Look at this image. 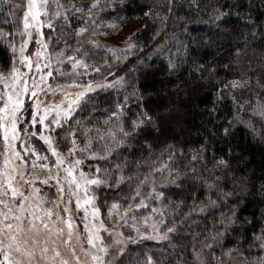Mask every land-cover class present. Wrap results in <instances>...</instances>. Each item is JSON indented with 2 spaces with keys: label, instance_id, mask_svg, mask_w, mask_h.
<instances>
[{
  "label": "trees",
  "instance_id": "obj_1",
  "mask_svg": "<svg viewBox=\"0 0 264 264\" xmlns=\"http://www.w3.org/2000/svg\"><path fill=\"white\" fill-rule=\"evenodd\" d=\"M74 5L80 10L72 7L73 24L79 17L81 25L95 31L89 40L100 47L86 42L81 48L77 43L81 38L69 27L49 35L81 54L89 50L83 58L87 64L114 60L100 38L106 25L135 23L131 36L135 46L124 52L126 63L117 71L124 79L122 88H93L71 118L61 121L69 134L75 133L69 146L80 155L77 175L82 172L102 181L94 199L96 209L102 215L118 204L132 213L138 199L134 192L147 175L164 167L176 179L160 190L159 201L168 215L162 228L167 234L160 231L159 238L146 237L133 245L127 241L116 264H191L192 246L203 241L211 242L206 253L210 264H230L232 252L247 264H264L260 246L264 243L260 239L264 236V0H116L112 10L99 12L94 25L85 23L88 10L83 6L88 3L81 0ZM11 33L7 6L0 0V72L4 73L12 65L6 45ZM99 81L89 75L67 88L77 91ZM40 88L32 99L43 104L48 98ZM138 105H146L156 123L117 145L120 129L127 131L141 110ZM57 175L52 178L57 183L68 179L64 172ZM209 201L215 203L212 210L203 216L191 214ZM160 216L162 212L155 216L157 223ZM51 220L36 223L45 229ZM65 244L68 247L61 243L52 247L60 259L70 252L71 246ZM81 261L90 264L87 257Z\"/></svg>",
  "mask_w": 264,
  "mask_h": 264
},
{
  "label": "rangeland",
  "instance_id": "obj_2",
  "mask_svg": "<svg viewBox=\"0 0 264 264\" xmlns=\"http://www.w3.org/2000/svg\"><path fill=\"white\" fill-rule=\"evenodd\" d=\"M65 1L68 2L63 4V0H47V4L41 9V15L37 19H33L32 13L28 14L30 26L25 28L24 18L25 13L28 11L29 0H4L12 28V33L6 38L7 48L12 56V65L14 63L15 67L19 69L22 79L29 81L30 88L31 82L35 80L39 83L40 77L43 75L45 84H42L45 85L44 89L48 99L43 104H40L43 101L41 99L33 100V96L30 93L23 97L25 102L24 112L20 117L19 127L30 129V132L28 134L19 133L20 138L11 147L5 145L2 132H0V201H2L0 203V241H2L0 243V264H5V253H10V259L20 261L21 264H64V262H67V264H87L81 261L82 256L90 259V264H99L97 260L93 259V256L102 258L104 264H116V260L127 241L133 245L139 239L146 237L150 240L157 239L155 236L159 238L158 234H162L160 231H163L165 235L167 234L162 228V223L168 215L165 207L159 201L162 196L157 198V194L160 193L161 189L172 186L175 183L176 179L174 175L171 176L172 173H170L168 168L157 169L152 174L147 175L142 180L143 182L137 186L140 195H136V188L134 195L138 199L134 204H139L143 201V206L136 207V210L130 213L122 206L112 204L106 209L104 214L100 215L99 211L95 213L93 211V209L97 208L94 199L97 196L98 184L85 186L80 181L81 187L76 194H73L69 189L71 177H68L65 169L70 168L72 166L70 162L78 160L80 155L75 154V152L69 153V150L68 154L64 152L67 148H70L69 144L71 143L70 134L65 126L52 125V130H50L45 126L36 124L40 132L45 136L51 137L52 146L64 158L65 162L57 168V156L52 154L48 144L38 136L31 135L36 130L31 126V123L25 122L26 118L31 119L29 112L31 111L30 106L33 104L39 106L41 113L45 106H66L68 97L65 93L74 96L84 90L83 87H79L77 91L67 87L82 77L92 75L96 80H100L99 84L105 85L103 88L107 89H120L124 83V79L120 76V71H117L122 69L126 63L128 56L121 50H126V42L135 30V23L132 20H122L115 22L114 25H106L108 30L100 38L106 41V45L114 57L112 63L101 65H93L91 63L88 64V68L77 67L73 69L71 61L67 57L75 55L77 48L67 46L65 40L56 37L54 34L49 35L57 28H62L64 24L63 16L56 17L55 14L57 11L63 13L65 9L69 10L68 18L70 24L63 27L71 28L73 33L77 32L80 27H86L80 24L82 20L79 17L75 18L76 24H73L75 21L73 22L70 16L74 3L81 0ZM83 2L89 5L92 0H83ZM105 3L106 0H101V5ZM104 9L109 11L113 7H105ZM81 13L79 12L78 15L82 17ZM49 20L53 24L52 29L48 27L47 22ZM87 28L92 32L90 27ZM87 37L88 39L91 38L90 33ZM52 38H54V41H51ZM13 46L16 48L15 54L12 51ZM22 47L24 48V54L31 57L33 65L39 61V71L35 66L31 69L26 66L27 62L23 61L20 55ZM112 50L116 51V55L120 57L119 59L113 55ZM96 67L100 68L99 72L93 70ZM48 72L52 73L50 77L46 75ZM5 74L7 75V73ZM8 84L11 85L10 79ZM96 84L98 83L92 82L93 88H96ZM9 91H11V88L0 82V97H3L0 98V107H3L4 98H6L5 94ZM84 97L81 98L80 102ZM76 107L74 106L72 113ZM54 115L55 112L51 113L45 124L51 121ZM58 129H60V132L56 133ZM27 149H34L38 156L33 155ZM13 150L19 153V156L14 155ZM42 165H47V167H42ZM77 168L78 166H76L74 171L79 180ZM63 172L68 179L60 183H57V179H52L57 177L58 173L61 174ZM49 176L51 178L48 179L47 184L41 183L44 178ZM12 188L18 191L16 197L11 195ZM85 188H87V195H85ZM36 189H39L38 193ZM21 192L27 197L26 200L24 196L19 195ZM77 199L80 201L79 207H77ZM85 200L88 203H85ZM21 202L25 209L23 212L18 208V204ZM113 205H116V207L114 208ZM214 206V201L200 204L193 209L191 214L203 216L212 210ZM9 209H11V212ZM32 211H36L35 215H33ZM47 211H51L53 214L48 216L46 214ZM159 212H162L163 216H160L161 218L157 223L155 216ZM5 216H7V219H5ZM14 216H20V219H13ZM37 216L40 217V220L42 218H51L52 227L41 228L36 223L38 220L36 219ZM69 219L72 224L71 233L65 222ZM8 223L12 224L11 229L6 228ZM102 223L103 227H101ZM105 229L108 230L105 231ZM90 234L93 235V242L96 247L87 243ZM97 235L101 239H95ZM12 236H15V244L11 240ZM58 237V244L61 243L65 247L67 246L66 242L71 246L70 252L67 253L68 258L66 256L65 259H60L52 252V247L57 246L55 239ZM17 245L20 251H16ZM102 245L106 249L104 252L99 251ZM210 246L211 242L209 241H203L192 246L191 264H210L206 256ZM84 261L86 260L84 259ZM229 262L230 264H247L235 252L229 254ZM147 264H150V261Z\"/></svg>",
  "mask_w": 264,
  "mask_h": 264
},
{
  "label": "snow or ice",
  "instance_id": "obj_3",
  "mask_svg": "<svg viewBox=\"0 0 264 264\" xmlns=\"http://www.w3.org/2000/svg\"><path fill=\"white\" fill-rule=\"evenodd\" d=\"M46 4H47V0H29L28 11L25 13V18H24L25 28H28L30 26L28 23V14L32 13L33 19H37L41 15V9L44 8ZM114 4H115V0H106V3L104 5H101V0H92L91 4L84 5L83 7L87 8L88 10V20L85 23L93 24V25L96 24V17L99 14V12L103 11L105 7H110V6L114 7ZM72 7L76 9L77 11L80 10V8L76 5H73ZM33 9H35V11H33ZM68 11H69L68 9H65L63 13L57 11L55 14L56 17L63 16L64 24L62 25V27L68 26L70 24V21L68 18ZM47 23H48V27L52 29L53 28L52 22L49 20ZM86 33H89V28L87 27H80L78 31L74 33L75 37L81 38L77 40V43L81 46V48H83L86 42H90L96 45L97 47H100L98 42L94 40L90 41L88 37L85 36ZM95 34L96 33L94 31L90 33V35H95ZM126 44H127L126 50H121V52H126L127 50H130L135 46L133 43H131V37L128 38V41L126 42ZM12 51L15 54L16 52L15 46L12 47ZM112 51H113V55L116 56L117 59H119L120 57L116 55V51L115 50H112ZM89 54H90L89 50H85L81 54L80 49H77L76 54L69 55L67 59L71 61V66L73 69H76L77 67L88 68L89 65L84 62L83 58L87 57ZM20 55H21L22 60L27 62L26 66L29 69L35 66L37 70L39 71V67H40L39 61H37L36 64L33 65L31 57L24 54L23 47L20 49ZM93 70L96 72H99L100 68L96 67ZM46 75L50 77L52 73L48 72ZM9 79L11 80V85L8 84ZM0 82L5 83L6 87L11 88V91L5 94L6 98H4L3 107H0V132H2L5 145L7 147H11L13 143L20 138L19 133L23 132L25 134H28L30 132V129L19 127L20 117L23 115V112H24L25 102H24L23 97L28 95L29 93L33 97H36L37 89L40 88V84L44 83V76L41 75L39 83L33 80L31 82V88H30L29 81L22 79L19 69H17L15 67V64L13 63L12 67L8 70L7 75L4 72H0ZM104 86L105 85L103 84H99V83L96 84V87H104ZM233 86H235V84ZM92 90H93V85L89 83L88 85L84 87L83 91L76 93L74 96L72 94L65 93V95L68 97V102L66 106L64 107H61V105H56L54 107L45 106L42 113L39 111V106L36 104H33L30 106L31 111L29 112V116L31 117V119L29 120L26 118L25 122L31 123L33 127H35L36 124L38 123L42 126L49 128L50 130H52V125L62 126L61 121L63 120L66 122L68 119H70L74 106H78L81 98L84 97L85 93L92 91ZM40 91H44V89L40 88ZM0 98H3V97H0ZM125 99L127 100V97ZM138 107H140L141 110L138 113L134 114L136 118L131 120L129 129L127 131L124 130L123 128L120 129L122 138L120 141H116L117 145L123 143L124 138H129V137L135 138L137 131L138 130L143 131L145 129V126L153 125L156 123L157 117L153 116V114L151 113V111L148 109L146 105H138ZM53 112H55V115L52 117L51 121L45 124V121L47 120L48 116ZM237 122L239 123L241 121L237 120ZM251 128H252L253 133L255 134L256 133L255 126L251 125ZM223 131L225 135H227L229 130L228 128H225ZM31 135L38 136L41 140H43L46 144L49 145V148L51 149L52 154L54 156H57V161H56L57 168H59L65 162L64 159L57 153L56 148L52 146V141H51L50 136H45L39 130L36 132H32ZM70 135L74 137L75 133H70ZM262 138H264V136H262ZM72 143L73 145H75V139H73ZM87 147L88 146H86L84 150H87ZM27 150L31 151L33 155L38 156V154L35 152L34 149H27ZM74 150H75L74 147L70 148L69 153L74 152ZM13 154L16 156H19V153L15 152L14 150H13ZM92 155L95 156V153H92ZM70 163L72 166L70 168L65 169V171L67 172L68 177H71V180L69 181V189L70 191H72L73 194H76V192H78V190L80 189L81 187L80 181H82L85 186L102 183L101 179L98 176L85 177V175L82 172L79 174V180H78L74 169L76 168V166L80 164V161L76 160ZM219 163L225 164L226 162L224 160H220ZM42 167H47V165H42ZM97 172H99V169H97ZM50 178L51 177L49 176L43 179L41 183L47 184L48 179ZM121 179H123V177H121ZM142 182L143 181H141V183ZM73 185H74V188H73ZM36 192L38 193L39 189H36ZM11 195L13 197H16L18 195V191L15 188H12ZM19 195L24 196L22 192L19 193ZM85 195H87V188H85ZM136 195H140L139 188H137ZM162 195H163L162 193L157 194V198H159V196H162ZM24 199L26 200L27 197L24 196ZM0 203H2V201H0ZM85 203H88V201L85 200ZM79 206H80V201L79 199H77V207ZM141 206H143V201L135 205V207L137 208ZM113 207L115 208L116 205H113ZM18 208L22 212L25 211V209L23 208L22 202L18 204ZM131 208L132 206H129L128 210L131 211ZM9 211L11 212V209H9ZM65 211H67V209H65ZM93 211L95 213V212H98L99 210L93 209ZM46 214L48 216H51L53 213L51 211H47ZM29 215H31V213H29ZM5 219H7V216H5ZM13 219L19 220L20 216H14ZM36 219H40V217L37 216ZM65 222L67 223L68 228L71 233V228H72L71 220L69 219V220H66ZM44 227H47V224H44ZM101 227H103V223L101 224ZM6 228L11 229L12 224L11 223L6 224ZM107 230L108 229H105V231ZM173 230H174L173 228H168L169 232H172ZM95 239H101V238L97 235L95 236ZM260 239L264 240V236H262ZM11 240L14 244L16 243L15 236H12ZM0 243H2V241H0ZM87 243L92 245L93 247H96V245L93 242L92 234L89 235L87 239ZM260 246L264 247V243H261ZM9 247H11V245H9ZM105 250L106 249L103 245L99 248L100 252H104ZM16 251H20V248L18 245L16 247ZM55 255L59 256V252H56ZM93 259L97 260L99 264H104L102 258H100L99 256H93ZM4 262L5 264H21L20 261L11 260L10 253H5ZM64 264H67V262H64Z\"/></svg>",
  "mask_w": 264,
  "mask_h": 264
}]
</instances>
